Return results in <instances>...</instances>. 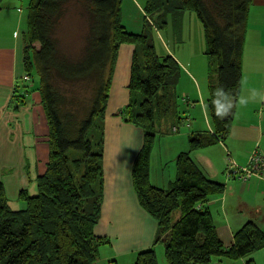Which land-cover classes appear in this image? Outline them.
<instances>
[{"label":"trees","instance_id":"16d2710c","mask_svg":"<svg viewBox=\"0 0 264 264\" xmlns=\"http://www.w3.org/2000/svg\"><path fill=\"white\" fill-rule=\"evenodd\" d=\"M121 1L32 0L28 6L22 64L26 76L35 73L38 77L34 90L39 92L48 127V161L36 179L37 193L19 192L23 210L9 207L0 183V264H95L99 246L109 242L95 233L103 202L101 128L122 45L133 47L122 120L139 128L142 137L131 166L132 188L139 206L156 222L154 243H163L166 264H213L217 258L247 257L246 264H254L251 256L264 248V232L247 221L234 232L230 246L223 245L206 204L223 193L224 184L209 179L191 158L192 152L223 144L230 135L251 0L144 2L145 16H156L161 27L169 12L193 11L203 27L208 63L210 131L188 136V150L176 156L175 178L166 189L149 183L155 135L148 129L162 120L171 126L164 133L178 130L183 118L174 107L172 89L180 67L170 54L157 56L147 21L138 34L126 30L120 21ZM71 4L82 5L90 16L88 44L77 61L59 58L52 38ZM54 73L69 82L89 77L98 81L85 117L78 119L68 110L67 99L52 82ZM29 89V85L22 86V95L15 96L21 104ZM136 94L142 96L140 101ZM72 153L76 154L73 158ZM177 208L180 215L172 223ZM132 264H157L153 248L138 251Z\"/></svg>","mask_w":264,"mask_h":264},{"label":"crops","instance_id":"0c3cea01","mask_svg":"<svg viewBox=\"0 0 264 264\" xmlns=\"http://www.w3.org/2000/svg\"><path fill=\"white\" fill-rule=\"evenodd\" d=\"M31 1L0 0V183L4 187L8 205L12 210L25 208V204L19 201L18 194L21 190H26L29 195L36 192V179L44 173L48 161V127L39 92L34 90L35 84L32 83L31 90L23 93L22 104L15 98L22 95V86L28 82L24 79L26 75L23 71L22 47L28 6ZM24 7L27 9L26 12L22 10ZM126 48L132 52L130 46ZM119 68L120 54L105 114V124L108 121L110 124L107 126L109 134L107 133L103 154L104 195L95 233L105 237L109 234L117 236V239L114 238L116 239L114 244L121 252L128 253L153 248L157 225L139 206L132 188L131 166L141 146L142 137L139 128L125 124L120 118L115 117L117 110L128 101L126 84L117 79ZM247 68L254 69L253 78L258 75L262 77L263 73L259 72L264 70V0H251L247 17L241 88L233 121L237 111H240L245 102H248L252 108L246 112L248 124L241 126L243 127L241 137L231 138L234 146H238L241 142V151L231 149L235 161L240 165L246 162L255 144H258L264 152V78L252 80L250 75L247 79L245 76ZM207 98L208 95L206 100H201L203 108L201 112L205 124L207 119L205 129L198 127L201 125H197V118L184 116L183 120L187 122L189 131L185 140L179 142L175 149H169L167 156L170 155L171 160L175 161L179 153L187 151L186 138L188 139L192 133L210 131ZM195 106L193 104L191 108H187L195 109ZM261 126L263 127L260 130ZM122 129L125 131L120 132ZM177 131H180V127ZM124 132L137 137V142L127 154L123 155L115 148H118L117 137ZM218 149L221 148L216 145L200 149L192 152L191 158L209 179L224 184L223 193L211 197L206 207L211 214L220 241L228 247L232 243L234 232L247 221L254 222L264 232V177H252L247 182L236 179L225 180L223 170L226 163L224 162L221 172L215 169ZM152 153L153 150L150 163ZM174 176L171 175L167 181L151 180L149 177V181L152 186L162 189L168 187ZM13 203L16 205L15 208H12ZM136 218L138 221H135ZM107 230L111 232L108 234ZM134 237H138L136 241L138 244L132 243ZM255 255L257 252L253 254V260L264 258V249L261 255L256 257ZM130 260H133V257H130Z\"/></svg>","mask_w":264,"mask_h":264},{"label":"rangeland","instance_id":"374dc122","mask_svg":"<svg viewBox=\"0 0 264 264\" xmlns=\"http://www.w3.org/2000/svg\"><path fill=\"white\" fill-rule=\"evenodd\" d=\"M144 2L145 0H122L120 5L121 24L126 28L127 31L135 34L141 32L145 21H147L151 25L149 36L152 40L157 56L162 57L166 54H170L178 62V64H180V74L178 77V82L177 85L172 89V99L174 107L177 110V114L182 118H184V116H191L192 119L197 118V125H201L198 127L205 129L207 119H205V124L201 112V100H206V97L208 95V63L207 57L205 55V38L203 27L197 15L193 11L186 10L179 13L169 12L166 19V25L164 27H161L160 20H158L156 16H145V13L143 11ZM22 10H24L25 12L27 11L25 7L22 8ZM89 25L90 16L82 5L71 4L66 9L63 18L59 23L56 24L52 34V38L55 42L59 58H66L69 61H77L84 55L88 44L87 42ZM35 46L36 48L39 47L38 44H35ZM127 46L129 45H122L119 48L120 68L117 78L121 83L126 84V88L130 71L129 60L131 61V56L133 53V47L130 46V48H132L131 52V50H128L126 48ZM136 51L139 61L142 62V56L138 48L136 49ZM253 73L254 69H245V76L247 79H249L250 75L252 77ZM259 73H263L262 77L261 75H258L255 78L252 77V80H262V78H264V70H260ZM33 82L37 86L38 77L35 73L32 74V77H29V81L26 83V85H29L31 87ZM52 82L56 84L59 92L62 93L67 99L66 105L68 107V110L74 112L77 115L76 117L78 119L85 117L89 103L95 95L98 81L95 78L89 77L84 80L69 82L61 80L54 73ZM136 95V99H139L140 101L142 99V96L140 94ZM193 104L196 105L195 109L187 108H191ZM124 107L125 105H122L117 110L115 116L116 118H120L122 120L123 114L121 111ZM251 108L252 107L248 102H245L243 107L241 106L240 111H237L235 119L232 123L233 126L231 128V135L226 141H224L223 144H216V146L224 149L223 151L221 149H218V151L216 152L218 163L217 161L215 163V169L218 172H221L224 162L226 163L223 170V176L225 174V168L229 166V161H235L231 149L234 151H236V149H239L241 151L242 149L241 142L238 146H234L232 143L233 139L231 138L232 136L241 137V134L243 132V127L241 128V126L248 124V113L246 112L250 111ZM109 124V121L107 124H105L104 120L103 126L101 128L104 137V144L106 143L107 133L109 132V129H107V126ZM186 125L187 122L182 119L179 124L180 131L175 132L172 130L173 132L164 133V130L166 128L171 129L170 124H165L162 120H157L154 122V127L152 129L147 128L155 135V141L152 149L153 157L149 165V177L151 178V180L155 179L157 181H167L171 175L172 177L174 176L175 161L171 160L170 155L167 156V154L170 148L175 149L177 147L176 145H178L179 142L185 140L187 132L189 131ZM262 127L263 126H261L260 130L262 129ZM193 129L195 130L198 128ZM122 131L125 130H120V132ZM136 138L137 137H135L133 134H130L129 132L128 134H125V132L122 133L120 137H117L118 148L115 149L118 150L120 154H127V152L130 151L137 142ZM109 141L111 142V138H109ZM186 145L188 146L187 138ZM225 146H227L228 148ZM256 148L262 151L260 146L258 144H255L254 148L249 152L247 160L243 165H246V163H248L252 151H254ZM104 151L105 148L103 149V154ZM75 155V153H72L71 157L73 158ZM236 163L238 164V162ZM101 164L103 168V158L101 160ZM162 189H166V187ZM36 193L37 192H34L32 195H35ZM15 207L16 205L15 203H13L12 208ZM179 215L180 210L179 208H177L172 213L171 222L174 223L175 221H177ZM135 221H138V219L136 218ZM139 221H141L140 218ZM110 232L111 230H107L108 234ZM115 237L117 239V236H112L111 234H109V236H107L109 242L99 246L98 257L95 264L133 263L137 252H121L114 244L116 240H114ZM127 239L129 240V236H127ZM137 240L138 237H134L132 243H136ZM136 244H138V242ZM163 248L164 245L162 242H156L153 245L157 264H166ZM262 250L256 251L257 255H255V257L261 255ZM252 256L251 258H253ZM130 257H133V260H130ZM247 259H249V257H247ZM247 259L239 258L235 261L221 259L220 261L217 258L216 260L214 259L213 264H246ZM253 263L264 264V258H256V260H253Z\"/></svg>","mask_w":264,"mask_h":264},{"label":"built area","instance_id":"2783aa9c","mask_svg":"<svg viewBox=\"0 0 264 264\" xmlns=\"http://www.w3.org/2000/svg\"><path fill=\"white\" fill-rule=\"evenodd\" d=\"M25 80L29 81V77L25 76ZM176 131V128L172 129ZM225 180L236 179L241 182H247L252 177H264V152L257 148L252 154L246 165H238L234 160L229 161V166L225 168Z\"/></svg>","mask_w":264,"mask_h":264}]
</instances>
